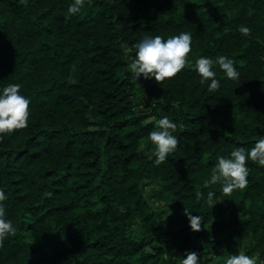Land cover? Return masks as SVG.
Instances as JSON below:
<instances>
[{"label":"trees","instance_id":"1","mask_svg":"<svg viewBox=\"0 0 264 264\" xmlns=\"http://www.w3.org/2000/svg\"><path fill=\"white\" fill-rule=\"evenodd\" d=\"M72 2L0 0V87L19 82L31 97L27 126L0 133L16 229L0 264H180L185 249L200 264L242 249L264 258V165L248 159V183L230 193L203 183L218 153L264 133V0H85L69 14ZM179 31L192 34L189 61L225 53L239 77L214 65L210 90L186 63L136 80L122 44ZM162 114L179 143L155 164L148 132Z\"/></svg>","mask_w":264,"mask_h":264},{"label":"clouds","instance_id":"2","mask_svg":"<svg viewBox=\"0 0 264 264\" xmlns=\"http://www.w3.org/2000/svg\"><path fill=\"white\" fill-rule=\"evenodd\" d=\"M85 0H73L67 7L69 14L80 11ZM238 29L242 33H248L251 28L247 24H240ZM192 34L189 31H179L164 36L160 33H145L135 41L134 48L124 43L122 47L125 52L131 53L128 57L127 69L134 75L135 79L143 74L145 77H154L162 81L166 77L175 75L186 63H191L199 74L202 82H207V87L214 90L220 87L221 80L217 75L218 65L223 70V75L237 79L240 75L233 57L220 53L215 57L209 55L196 56L194 61H189L187 54L192 48ZM210 78V80H209ZM19 82H9L0 87V133H5L28 124L30 114L31 97L20 91ZM177 123L166 114L154 118V127L148 132L149 140L154 147L151 156L154 163L160 164L168 158L178 145V136L171 130L177 128ZM251 159L260 165H264V133H261L250 146L238 144L225 154L218 153L210 175L203 181L205 185L219 181L221 190L230 193L236 187H244L248 183L249 167L246 161ZM46 195H51L47 192ZM197 197L205 195L197 191ZM6 193L0 188V243L9 234L15 233L13 221L6 215V206L3 201ZM208 204L214 205L217 201L213 191L206 195ZM184 213L188 217V223L193 230L201 228L203 217L194 214L191 209L185 207ZM258 254H250L247 250L233 251L223 259V264H258ZM180 264H200V254L195 249H185L180 254ZM264 264V261H260Z\"/></svg>","mask_w":264,"mask_h":264},{"label":"rangeland","instance_id":"3","mask_svg":"<svg viewBox=\"0 0 264 264\" xmlns=\"http://www.w3.org/2000/svg\"><path fill=\"white\" fill-rule=\"evenodd\" d=\"M260 261H264V258L261 257V256H259L258 263H259Z\"/></svg>","mask_w":264,"mask_h":264}]
</instances>
